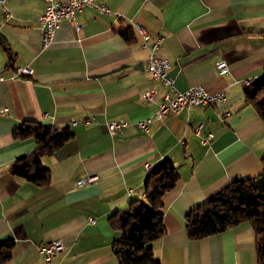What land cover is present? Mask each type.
<instances>
[{
    "label": "crops",
    "instance_id": "0c3cea01",
    "mask_svg": "<svg viewBox=\"0 0 264 264\" xmlns=\"http://www.w3.org/2000/svg\"><path fill=\"white\" fill-rule=\"evenodd\" d=\"M100 1L112 14L86 7L75 21L63 20L46 47L38 23L46 0L0 4V33L15 53L8 65L0 45V108H6L0 114V240L15 241L3 264H119L113 253L119 232L108 217L145 199L146 166L166 161L180 178L162 198L167 233L153 247L160 264H258L249 223L191 240L185 215L233 179L263 171L264 122L247 103L244 81L264 73V0ZM121 26L133 27L131 41ZM138 26L149 32L148 46ZM160 36L157 55L169 60L178 90L203 85L226 98L155 120L145 133L135 123L157 111L165 90L145 71L149 46ZM219 60L229 74L219 73ZM27 66L32 75L10 80ZM152 87L157 93L148 100L142 94ZM27 119L73 132L42 159L51 172L47 186L10 171L16 158L37 148L33 138L13 136ZM120 119L129 125L111 133L106 122ZM199 124L203 136L214 134L207 146L194 134ZM92 175L95 182L77 185ZM50 240H61L64 250L46 259L39 247Z\"/></svg>",
    "mask_w": 264,
    "mask_h": 264
},
{
    "label": "trees",
    "instance_id": "16d2710c",
    "mask_svg": "<svg viewBox=\"0 0 264 264\" xmlns=\"http://www.w3.org/2000/svg\"><path fill=\"white\" fill-rule=\"evenodd\" d=\"M121 36L131 41L132 26H121ZM0 45L12 64L15 53L0 33ZM247 103L252 105L264 122V73L244 88ZM17 139L33 138L35 151L22 155L11 164L13 175L39 186L51 182L50 169L42 159L51 156L73 137L69 127L45 126L34 119H27L13 130ZM263 171L254 177H237L205 202L190 209L185 215V228L189 239L200 240L220 234L242 223H249L255 233L258 264H264V155ZM180 178L170 162L149 170L145 199H135L128 207L112 212L110 226L119 232L113 243V253L119 264H160L154 255V243L162 238L167 229L164 224L163 195L171 190ZM15 241L0 240V264L12 258Z\"/></svg>",
    "mask_w": 264,
    "mask_h": 264
},
{
    "label": "built area",
    "instance_id": "2783aa9c",
    "mask_svg": "<svg viewBox=\"0 0 264 264\" xmlns=\"http://www.w3.org/2000/svg\"><path fill=\"white\" fill-rule=\"evenodd\" d=\"M4 3L5 0H0V4ZM46 3L44 11L38 16L41 41L45 47L51 42L56 30L59 28L63 20L68 19L70 21H75L77 14L86 7L93 8L101 14H112V10L100 0H46ZM138 30L143 38L145 46H148V41L151 39L149 32L141 26H138ZM162 41L163 38L160 36L150 44V53L146 59L145 71L151 77L159 80L165 90L157 111L152 116L135 123V125L145 133L149 132L150 127L155 120H163L170 114H178L183 109H189L191 107H208L216 105L223 102L226 98V93L224 91L211 92L203 85L191 86L185 91L178 90L175 87L174 79L168 76V70L170 68L169 60L157 55V51L161 47ZM215 66L221 75H227L230 72L229 65L225 60L217 61ZM32 74L33 70L30 66L18 67L10 76V80ZM0 79L4 80L5 78L0 77ZM247 80L250 79L244 81L245 85H247ZM156 93L157 90L152 87L145 91L142 96L148 100H153ZM5 113L6 108H0V114L4 115ZM228 115H230V113L226 112L225 116ZM83 123L88 125L91 121L88 119ZM106 125L111 133L120 134L129 123L120 119L110 120L106 122ZM202 130L203 124H199L194 128V134L200 138L201 145L207 146L214 138V134L210 132L206 136H203ZM146 167L150 170L149 165ZM97 178V175L79 178L76 183L81 187L95 182ZM91 221H93V219H91ZM63 250L64 244L61 240H50L39 247L40 254L46 259H50L53 255L61 253Z\"/></svg>",
    "mask_w": 264,
    "mask_h": 264
},
{
    "label": "bare ground",
    "instance_id": "6f19581e",
    "mask_svg": "<svg viewBox=\"0 0 264 264\" xmlns=\"http://www.w3.org/2000/svg\"><path fill=\"white\" fill-rule=\"evenodd\" d=\"M252 82H253V80H247V85L252 83Z\"/></svg>",
    "mask_w": 264,
    "mask_h": 264
}]
</instances>
